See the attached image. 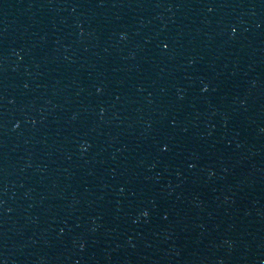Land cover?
<instances>
[{
    "label": "water",
    "instance_id": "obj_1",
    "mask_svg": "<svg viewBox=\"0 0 264 264\" xmlns=\"http://www.w3.org/2000/svg\"><path fill=\"white\" fill-rule=\"evenodd\" d=\"M264 253V0H0V264Z\"/></svg>",
    "mask_w": 264,
    "mask_h": 264
}]
</instances>
